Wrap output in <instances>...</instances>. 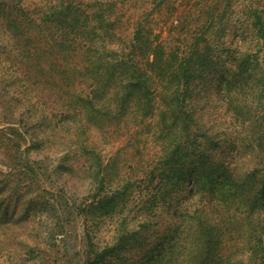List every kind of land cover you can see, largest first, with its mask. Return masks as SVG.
Here are the masks:
<instances>
[{"label": "rangeland", "instance_id": "obj_1", "mask_svg": "<svg viewBox=\"0 0 264 264\" xmlns=\"http://www.w3.org/2000/svg\"><path fill=\"white\" fill-rule=\"evenodd\" d=\"M100 2L126 40L215 45L218 70L177 107L187 127L168 133L158 102L55 131L35 120L61 108L30 110L0 62V264H264V0ZM236 50L251 66L229 105Z\"/></svg>", "mask_w": 264, "mask_h": 264}, {"label": "trees", "instance_id": "obj_2", "mask_svg": "<svg viewBox=\"0 0 264 264\" xmlns=\"http://www.w3.org/2000/svg\"><path fill=\"white\" fill-rule=\"evenodd\" d=\"M112 16L100 0H0L2 66L30 110L43 104L55 106L52 112L61 108L58 115H39L36 124L67 130L78 118H119L131 103L149 112L159 102L163 115L172 114L168 133L178 123L187 127L177 107L205 70L215 77L218 47L205 44L181 53L168 51L158 40L140 39L136 32L126 40ZM225 58L222 65L230 67L219 78L230 105L228 90L235 92L248 81L251 65L237 50ZM57 116L63 124L53 123Z\"/></svg>", "mask_w": 264, "mask_h": 264}]
</instances>
